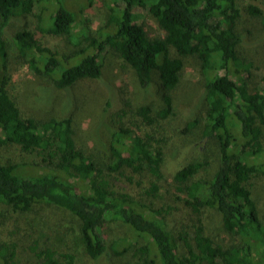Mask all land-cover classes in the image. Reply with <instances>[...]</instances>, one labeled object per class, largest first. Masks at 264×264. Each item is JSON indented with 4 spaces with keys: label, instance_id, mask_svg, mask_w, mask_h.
<instances>
[{
    "label": "trees",
    "instance_id": "trees-1",
    "mask_svg": "<svg viewBox=\"0 0 264 264\" xmlns=\"http://www.w3.org/2000/svg\"><path fill=\"white\" fill-rule=\"evenodd\" d=\"M136 6L148 10L164 37L148 36L133 13ZM109 8L115 27L93 36L69 0H0V145L18 146L40 158L0 165V202L23 213L40 203L68 210L80 221L78 245L94 260L107 252L103 226L119 221L145 242L140 251L146 264H264V225L249 186L254 177L264 175V76L255 75L253 64L239 54L240 10L235 0H122L121 7ZM16 13L36 15L40 31L65 36L75 47L60 55L43 47L37 34L27 29L12 40L29 69L59 90H69L81 80L100 79L109 52L135 71L146 91L157 74L164 107L156 113L150 106L137 111L141 124L152 131L139 133L140 128L130 127L110 131L109 161H97L77 143L71 119L25 117L9 86L10 45L5 31ZM247 13L264 24L259 7L250 5ZM189 56L199 61L205 77L203 136L216 145L218 167L212 178L196 179L207 163H191L177 171L176 199L196 215L206 209L219 212L226 231L240 236L243 244H218L200 221L181 235L185 249L181 253L164 211L134 200L119 183L123 178L133 182L127 171L136 177L146 174L151 178L147 194H159L166 145L160 126L175 115L173 91ZM16 249L0 242V264H16ZM33 251L43 264H75L71 253L37 247Z\"/></svg>",
    "mask_w": 264,
    "mask_h": 264
},
{
    "label": "rangeland",
    "instance_id": "rangeland-1",
    "mask_svg": "<svg viewBox=\"0 0 264 264\" xmlns=\"http://www.w3.org/2000/svg\"><path fill=\"white\" fill-rule=\"evenodd\" d=\"M69 2L86 20L85 31L95 36L106 27H115L110 18L114 13L109 7H121L122 0ZM235 2L240 10L236 23V30L241 37L239 54L253 64L255 75L264 76V24L261 18H254L247 13L250 5L264 12V0ZM133 13L149 37L165 36L147 9L136 6ZM40 25L36 15L16 13L5 31V38L10 45V92L25 117L38 120L71 119L77 143L97 161H109L110 153L106 145L110 131L127 127L140 128L139 133L152 131L150 127L141 124L137 111L141 107L150 106L153 113H156L164 107L157 74L153 77L150 89L146 91L141 87L135 71L115 53L109 52L100 79L81 80L69 90H59L50 79L30 70L13 46L12 40L16 33L27 29L36 33L43 47L53 52L62 55L75 50L67 37L44 33L39 30ZM171 54L177 56L173 50ZM184 60L180 84L173 91L175 115L160 126L166 136V145L162 167L164 179L159 194H147L151 185L150 177L146 174L136 177L130 171L126 175L133 177V182L123 178L119 187L134 200L164 211L168 229L178 242L181 253L185 251L181 235L193 231L200 221L212 240L224 246H237L243 244L241 237L226 231L219 212L206 209L196 215L183 201L176 199L173 179L177 171L191 163H207L209 166L202 168L196 179L212 178L218 167L216 145L203 136L207 110L205 77L194 56ZM193 123L196 124L192 126ZM38 161L40 158L23 152L18 146L0 145V165H22ZM134 180L142 184L137 185ZM249 186L264 225V175L254 177ZM103 233L107 252L94 260L78 245L76 239L80 234V221L68 210L40 203L31 212L23 213L0 202V242L16 246V264H43L42 259L33 251L36 247L38 250L54 248L60 253H71L75 256V264H146L140 251L145 242L128 226L119 221H108L103 226ZM125 248L127 250L123 253Z\"/></svg>",
    "mask_w": 264,
    "mask_h": 264
}]
</instances>
